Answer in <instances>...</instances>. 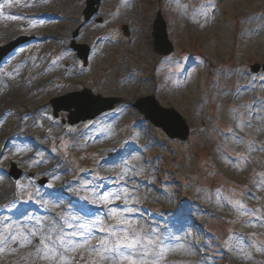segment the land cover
<instances>
[{
  "label": "rangeland",
  "instance_id": "obj_1",
  "mask_svg": "<svg viewBox=\"0 0 264 264\" xmlns=\"http://www.w3.org/2000/svg\"><path fill=\"white\" fill-rule=\"evenodd\" d=\"M22 1L0 4V26L7 27L6 34L20 27L0 46L22 35L35 37L34 32L59 37L52 43L38 38L37 48L18 50L0 68V170L10 172L15 165L22 172L17 185L0 176V192L6 195L0 200V264H205L191 243L192 230L162 231L134 213L141 211L138 202L145 201L181 209L180 198L191 200L187 208L198 214L201 232L214 233L212 250L205 248L214 256L213 264H264V98L259 100L260 84L253 83H264V76L250 79L247 87L239 79H245V70L239 76L232 71L235 64H264V0H99L90 22L85 19L88 0H51V14L58 18L44 23L11 16ZM67 3L80 12L76 23L93 22L97 36L111 42H101L102 49L95 52L94 42L81 36L79 25L69 27L73 21L64 18L72 15L65 10ZM127 9L130 19L125 18ZM159 10L175 45L168 58L155 52L152 40ZM231 14L229 21L226 15ZM146 29L149 53L137 41ZM114 33L123 38L116 39ZM74 42L90 47V61L97 56L91 71L86 72L74 52ZM200 55L210 62H193ZM69 60L72 64L67 65ZM48 61L56 64L46 68ZM151 77L154 83L146 81ZM86 87L121 97V102L114 112L76 126L69 125L67 111L54 116L52 98ZM149 94L189 121L193 130L188 142L138 123L142 115L130 103ZM9 108L17 114L9 116ZM28 111V118L20 121ZM13 135L32 137L36 143L19 139L16 145L10 140L8 148L1 144ZM38 142L44 148H38ZM43 178L51 188H67L104 204L110 214L85 219L42 190ZM17 191L44 202L45 212L17 217L6 205L1 207ZM50 211H56V217ZM103 230L106 233L100 234ZM53 241L63 258L48 253ZM203 241L204 235L198 243ZM128 243L135 248L124 247Z\"/></svg>",
  "mask_w": 264,
  "mask_h": 264
},
{
  "label": "water",
  "instance_id": "obj_2",
  "mask_svg": "<svg viewBox=\"0 0 264 264\" xmlns=\"http://www.w3.org/2000/svg\"><path fill=\"white\" fill-rule=\"evenodd\" d=\"M95 11L94 1H89L87 18L89 19ZM154 36L156 39L155 46L157 51L164 54H169L173 51V46L168 37L167 24L161 13H159L155 23ZM18 45L19 43L16 42L5 48L0 47V60L3 56H7L12 52ZM78 48L80 49V56L86 59L88 50L84 52L82 46H78ZM116 100L117 99H106L102 96H94L90 90H84L83 92H77L55 99L53 104L56 114H58L62 108L71 110L72 107H74L75 111H72L69 118L71 123H77L81 120L93 119L103 111L113 108ZM137 105L157 125L162 126L170 136L185 138L188 136V133L183 131V126L180 124V120L176 114L161 107L155 96L141 99L138 101Z\"/></svg>",
  "mask_w": 264,
  "mask_h": 264
},
{
  "label": "bare ground",
  "instance_id": "obj_3",
  "mask_svg": "<svg viewBox=\"0 0 264 264\" xmlns=\"http://www.w3.org/2000/svg\"><path fill=\"white\" fill-rule=\"evenodd\" d=\"M22 2H23L22 4H24V5L20 8V10L21 11H32L33 12L32 15L39 14L40 12H45L47 14L53 12V9L51 7L54 6V5H51L53 3L51 0H27V1L24 0ZM66 7H68V8H66L65 10L70 11L71 14H72L69 17L65 16L66 19H71V21H73V22H71L69 24V27L73 28V27L79 25L78 27H79V31H80L81 36H83L85 38H90L94 42V48H95L94 51L95 52L96 51L98 52L99 50L102 49L103 45L101 44V42H103V41H106L108 43L111 42V40H108V39L103 40L102 37L97 36L98 35L97 33H98L99 29H98V27H96V24L93 26V22H91L88 25L76 23L78 18L80 17V12L79 11H75L74 10V5H72L71 3H67ZM17 10L18 9H12L10 14L16 15ZM58 11H60V10H58ZM58 11H56V12H58ZM128 11H129V9H127V14L125 15V18L130 19V14L128 13ZM5 13H6V11H5ZM66 14H68V13H66ZM46 17L43 20L48 21L49 19H52L53 15L49 14ZM7 30H8L7 27L3 28V27L0 26V42L9 40L11 38L12 34L15 33V32L19 33L20 32V27L18 29H15V30L11 29V33L6 34ZM148 34H149V30L146 29L145 30V35L143 36V39H141V40L138 39L137 40L138 42L142 41L144 43V46L146 48L147 53H149V51H150V48H149V46L147 44V40H146V36ZM36 36L41 37V34L37 33ZM35 46L36 45L33 44L31 47L35 48ZM110 47H111V45L108 44L107 48H110ZM131 48H132V46H130L128 50L131 51ZM96 57L97 56L94 55V57H93V59L91 61V64H90L91 69L89 71H91L93 68L96 67V64H95V61H94V59ZM66 64L67 65L72 64V60L67 61ZM105 69L108 70L109 68H105ZM117 71H118L119 74L123 73V71L121 70L120 67H117ZM146 81L150 82V83H154V79H152V78H148ZM150 85L151 84H148V86H150ZM34 87H35V84H32L30 88L33 89ZM29 123L32 124V122H29ZM27 133L28 132H26L25 134H27ZM3 192L4 191L0 192V200H1L2 196H3V200L5 199L6 195ZM47 250H48V253H51V251L49 249H47ZM78 261H77V263H78Z\"/></svg>",
  "mask_w": 264,
  "mask_h": 264
},
{
  "label": "snow or ice",
  "instance_id": "obj_4",
  "mask_svg": "<svg viewBox=\"0 0 264 264\" xmlns=\"http://www.w3.org/2000/svg\"><path fill=\"white\" fill-rule=\"evenodd\" d=\"M49 239H51V238L49 237ZM42 243H43V241H42ZM60 244H61V246H63L64 242L61 240L60 241ZM55 245H56V241H53V247L50 249V251H52L53 254H57L58 253L59 256L61 258H63L64 253L63 252H58V249L55 247ZM45 247H48V246L45 245ZM124 247L129 248V249H132V248H135V244L134 243H128V244H125ZM38 251H39V249H38Z\"/></svg>",
  "mask_w": 264,
  "mask_h": 264
}]
</instances>
